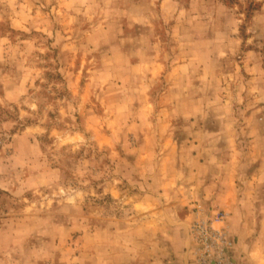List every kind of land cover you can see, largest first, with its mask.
I'll list each match as a JSON object with an SVG mask.
<instances>
[{
  "label": "rangeland",
  "instance_id": "obj_1",
  "mask_svg": "<svg viewBox=\"0 0 264 264\" xmlns=\"http://www.w3.org/2000/svg\"><path fill=\"white\" fill-rule=\"evenodd\" d=\"M217 211L264 264V0H0V264H193Z\"/></svg>",
  "mask_w": 264,
  "mask_h": 264
},
{
  "label": "built area",
  "instance_id": "obj_2",
  "mask_svg": "<svg viewBox=\"0 0 264 264\" xmlns=\"http://www.w3.org/2000/svg\"><path fill=\"white\" fill-rule=\"evenodd\" d=\"M225 218L223 212L217 211L210 219L200 217L190 224L195 245L193 264H234L229 253L231 242L224 227Z\"/></svg>",
  "mask_w": 264,
  "mask_h": 264
},
{
  "label": "crops",
  "instance_id": "obj_3",
  "mask_svg": "<svg viewBox=\"0 0 264 264\" xmlns=\"http://www.w3.org/2000/svg\"><path fill=\"white\" fill-rule=\"evenodd\" d=\"M190 252H183L181 255L176 257V264H188L190 259Z\"/></svg>",
  "mask_w": 264,
  "mask_h": 264
}]
</instances>
